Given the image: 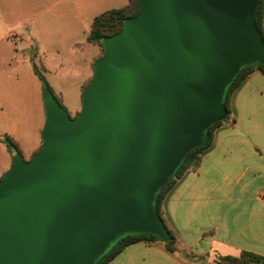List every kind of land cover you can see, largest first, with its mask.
<instances>
[{"label": "water", "instance_id": "obj_1", "mask_svg": "<svg viewBox=\"0 0 264 264\" xmlns=\"http://www.w3.org/2000/svg\"><path fill=\"white\" fill-rule=\"evenodd\" d=\"M258 0H140L104 42L79 113L45 94L43 143L0 178V264H95L121 239L172 235L157 199L241 69L264 63Z\"/></svg>", "mask_w": 264, "mask_h": 264}, {"label": "crops", "instance_id": "obj_2", "mask_svg": "<svg viewBox=\"0 0 264 264\" xmlns=\"http://www.w3.org/2000/svg\"><path fill=\"white\" fill-rule=\"evenodd\" d=\"M128 3L0 0V178L16 156L6 136L24 159L32 158L43 143L41 126L40 140L27 156L20 136L24 126L31 133V118L37 129L38 110L46 117V91L36 69L64 105L71 100L82 107L84 86L102 55L101 47L88 41L92 23ZM229 110L200 165L188 169L164 197L163 217L177 239L176 249L161 241H140L107 264H215L221 256L244 252L264 256L262 71L255 70L235 88Z\"/></svg>", "mask_w": 264, "mask_h": 264}, {"label": "trees", "instance_id": "obj_3", "mask_svg": "<svg viewBox=\"0 0 264 264\" xmlns=\"http://www.w3.org/2000/svg\"><path fill=\"white\" fill-rule=\"evenodd\" d=\"M140 9V0H129V3L127 6L122 8H114L111 10H108L106 12L101 13L98 15L91 26L89 35H88V41L94 44H98L102 52L104 53V42L106 39L112 35H115L116 33L120 32L122 28L124 27L125 23L136 16ZM255 21L257 24V27L261 33V35L264 38V0H258L256 13H255ZM103 55V54H102ZM101 55V56H102ZM98 61V60H97ZM96 61V62H97ZM95 62V64H96ZM94 64V67H95ZM255 70H260L264 73V63H257L252 64L249 66L244 67L240 70L236 78L234 79L232 85L230 86L228 97L226 100V106L228 108L229 114V100L232 92L237 88L246 78H248ZM36 72L40 79L43 82L44 88L46 93L51 94L53 97L58 99V97L55 95L53 88L48 83L46 77L44 74L39 70L36 69ZM93 78V77H92ZM92 78L84 86V93L89 86V84L92 81ZM83 93V95H84ZM58 101H60L58 99ZM62 104V102L60 101ZM65 108V107H64ZM223 121H219L213 125L210 126L207 139L206 141L199 147L194 148L186 157L182 165L180 166L179 170L175 174V176L168 181L166 186L163 188V190L160 192L158 199H157V207L160 215L162 216L165 224L167 225L164 217H163V200L166 195V193L173 188V186L177 183V181L184 175V173L191 168H197L200 165V162L202 160V153L208 149L213 141V134L215 129L222 123ZM5 141L7 144L14 150L16 155H22V152L17 145V143L10 137L6 136ZM37 153V152H35ZM34 153V154H35ZM34 156V155H33ZM168 227V225H167ZM172 238L169 241H164L158 236L154 234H133L128 235L121 239L107 254H105L97 263L95 264H107L110 260H112L117 254H119L126 246L140 242V241H161L164 242L167 247H169L171 250L176 249V242L177 239L173 233V231L168 227ZM215 264H264V256L258 255L251 252H244L240 256H221L219 260L216 261Z\"/></svg>", "mask_w": 264, "mask_h": 264}, {"label": "rangeland", "instance_id": "obj_4", "mask_svg": "<svg viewBox=\"0 0 264 264\" xmlns=\"http://www.w3.org/2000/svg\"><path fill=\"white\" fill-rule=\"evenodd\" d=\"M94 49H97V48H94ZM102 54H103V52H102ZM62 105L65 107V109L69 112V114L72 117L76 116L79 113V111L81 110V108H82L81 105H79L78 103H75L74 101L72 102L71 100H68L66 105H64L63 103H62ZM77 108H79V109H77ZM45 122H46V117L44 115H42L40 113V111L38 110L37 120H36L37 129L34 128L32 118H31V124H30V127H29V130L31 131V133L30 134H26L25 133V131H28V127H26V129L24 128L25 126L22 128L25 131L23 130L22 134H20V136H21V140L23 141V144H24V147H25V153L27 154V156H28L30 150L33 148V146L36 145V143L39 142V140H40L39 127H41V126L44 127L45 126ZM42 134H43V132H42ZM34 137H35V140H34ZM25 138L29 139V143L25 144V142H24ZM42 141H43V139H42Z\"/></svg>", "mask_w": 264, "mask_h": 264}]
</instances>
